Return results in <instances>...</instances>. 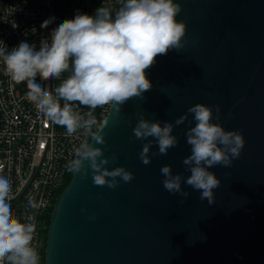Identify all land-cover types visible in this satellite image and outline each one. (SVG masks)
Returning <instances> with one entry per match:
<instances>
[{"label": "water", "instance_id": "1", "mask_svg": "<svg viewBox=\"0 0 264 264\" xmlns=\"http://www.w3.org/2000/svg\"><path fill=\"white\" fill-rule=\"evenodd\" d=\"M174 2L187 26L184 47L157 57L143 99L129 100L119 116L109 109L106 144L95 145L118 155L110 170L123 166L134 179L110 189L94 186L90 173H72L51 211L44 264H264V0ZM196 103L245 139L231 167L209 169L221 180L211 205L183 183L187 198L169 193L160 172L171 165L190 175L182 161L191 154L185 133L194 121L175 120ZM137 112L173 123L178 139L148 165L138 155L147 141L130 139Z\"/></svg>", "mask_w": 264, "mask_h": 264}, {"label": "clouds", "instance_id": "2", "mask_svg": "<svg viewBox=\"0 0 264 264\" xmlns=\"http://www.w3.org/2000/svg\"><path fill=\"white\" fill-rule=\"evenodd\" d=\"M181 11L180 3L174 0H119L116 9L103 5L94 15L78 12L74 18L64 19L53 29L50 39L41 40L39 50L22 41L8 51L0 42L4 45L0 47V62L5 74L16 84L26 85L27 101L51 124L63 127L67 136L81 137L65 165L69 173H79L85 179L90 173L94 186L110 189L134 179V174L123 166L111 170L107 167L117 161L118 155L105 156L104 149L95 145L106 144L103 129L110 115L100 122L93 113L108 106L119 116L129 100L143 99L151 91L153 83L147 70L156 64L158 56L179 52L186 43V23L177 20ZM53 19L45 20L41 27L46 28ZM64 73L68 75L61 79ZM38 76L41 81L55 79L60 83L50 89L37 82ZM220 112L216 105L217 121ZM135 115L130 139L147 141L138 154L144 165L178 144L173 123L147 119L143 112ZM189 115L194 126L187 129L185 137L191 154L182 163L190 175L185 178L174 174L171 165H163L162 184L169 193L187 198L190 193L182 188L183 183L199 191V199L211 205L221 180L209 169L231 167L240 157L245 139L239 130H226L213 122V108L204 103L190 106L175 125L184 124ZM154 144L158 151L150 152ZM15 198L12 182L0 175V264H40L34 246V215L24 220L17 217L12 205ZM42 206V201L29 197V208L38 210Z\"/></svg>", "mask_w": 264, "mask_h": 264}, {"label": "built area", "instance_id": "3", "mask_svg": "<svg viewBox=\"0 0 264 264\" xmlns=\"http://www.w3.org/2000/svg\"><path fill=\"white\" fill-rule=\"evenodd\" d=\"M103 5L116 9L119 0H0V42L8 51L22 41L39 50L41 40L50 39L53 29L64 19H72L78 12L94 15ZM51 18L52 23L42 28L41 24ZM67 75L64 73L61 79ZM36 79L50 89L60 83L55 79L41 81L39 76ZM25 92L26 85L11 81L0 62V175L12 182L15 215L21 220L34 215V246L41 255L48 213L53 209L54 196L67 182L65 165L81 137H69L63 127L51 124L27 101ZM109 109L97 108L93 114L103 122ZM29 197L42 201L43 206L38 210L29 208Z\"/></svg>", "mask_w": 264, "mask_h": 264}, {"label": "rangeland", "instance_id": "4", "mask_svg": "<svg viewBox=\"0 0 264 264\" xmlns=\"http://www.w3.org/2000/svg\"><path fill=\"white\" fill-rule=\"evenodd\" d=\"M70 175H71V173H68V178L70 177ZM68 180V179H67ZM60 194V193H59ZM58 197V194H56L55 196H54V199H53V205H54V201H55V199ZM46 224H48V223H46ZM46 239H47V231L46 230H44L43 231V234H42V242H43V248L42 249H44V247H45V245H46ZM45 250V249H44ZM43 250V251H44ZM43 253V252H42ZM42 253H41V255H40V264H43V259H42Z\"/></svg>", "mask_w": 264, "mask_h": 264}, {"label": "trees", "instance_id": "5", "mask_svg": "<svg viewBox=\"0 0 264 264\" xmlns=\"http://www.w3.org/2000/svg\"><path fill=\"white\" fill-rule=\"evenodd\" d=\"M71 175H72V173H71ZM71 175H70V177L68 178V180H67V182H66V184L64 185V187L67 185V183L69 182V180H70V178H71ZM63 187V188H64ZM63 190V189H62ZM52 211V210H51ZM51 211L48 213V217H47V223L49 224V221H50V216H51ZM45 251V250H44ZM44 251H43V253H42V259H43V264H44V261H45V253H44Z\"/></svg>", "mask_w": 264, "mask_h": 264}]
</instances>
